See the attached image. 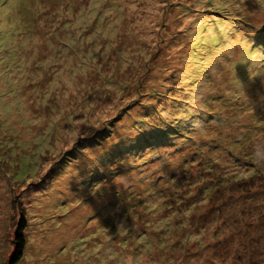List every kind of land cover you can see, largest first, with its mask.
I'll list each match as a JSON object with an SVG mask.
<instances>
[{
  "label": "rangeland",
  "instance_id": "1",
  "mask_svg": "<svg viewBox=\"0 0 264 264\" xmlns=\"http://www.w3.org/2000/svg\"><path fill=\"white\" fill-rule=\"evenodd\" d=\"M21 217L16 264H264V0H0V264Z\"/></svg>",
  "mask_w": 264,
  "mask_h": 264
},
{
  "label": "trees",
  "instance_id": "2",
  "mask_svg": "<svg viewBox=\"0 0 264 264\" xmlns=\"http://www.w3.org/2000/svg\"><path fill=\"white\" fill-rule=\"evenodd\" d=\"M108 135V134H107ZM88 137H85L87 139ZM26 217H21L17 226L15 233V248L13 253L10 256L9 264H16L24 255L25 247H26V236L24 230L27 226Z\"/></svg>",
  "mask_w": 264,
  "mask_h": 264
}]
</instances>
